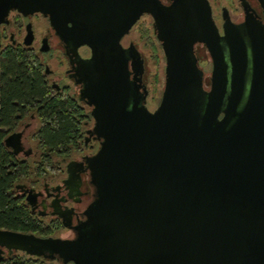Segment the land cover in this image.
Masks as SVG:
<instances>
[{"label": "water", "instance_id": "obj_1", "mask_svg": "<svg viewBox=\"0 0 264 264\" xmlns=\"http://www.w3.org/2000/svg\"><path fill=\"white\" fill-rule=\"evenodd\" d=\"M40 1L32 10H43ZM63 2L80 7L84 27L69 35L92 48L88 90L101 140L88 160L93 198L74 239L0 230V244L50 250L64 264H264V23L247 0L241 24L224 10L223 34L208 0ZM145 13L166 59L155 111L144 59L129 49L131 79L121 44ZM197 41L212 59L208 87Z\"/></svg>", "mask_w": 264, "mask_h": 264}, {"label": "flooded vegetation", "instance_id": "obj_2", "mask_svg": "<svg viewBox=\"0 0 264 264\" xmlns=\"http://www.w3.org/2000/svg\"><path fill=\"white\" fill-rule=\"evenodd\" d=\"M160 1L170 6L174 0ZM208 1L221 34L225 9L234 23L245 21L246 11L242 0H225L227 3L221 6V11L216 10L213 0ZM40 2L38 5L43 10H32L35 7L32 0H4L0 7L6 9L0 22V74L1 62L7 58L6 53L22 57L18 67L26 72V77L17 82L22 88V100L13 101L14 107H8L4 116L0 117L4 156L0 182L6 183L14 178L3 195L0 187V214L21 207L27 218L35 222V230L6 226H0V230L42 239H74L75 227L83 220V213L93 198L88 160L97 153L101 144L94 132L95 105L91 103L92 96L88 90L93 80L88 67L92 48L69 35L71 29H84L79 20L80 7L75 2ZM247 2L257 20L264 23V8L260 1ZM145 18H150L151 24L147 29L154 30L163 51L162 43L157 38L154 18L151 14H143L121 40L127 53L131 79H134L135 73L129 49L133 48L141 54L144 67L145 58L137 44L133 40L127 41V38ZM199 45L207 49L203 42L197 41L195 50ZM144 74L143 84L148 89ZM1 86L0 78V96ZM28 87H35V90H29ZM5 94L10 98L8 91ZM160 102L161 99L153 108L149 105L148 89L147 107L155 111ZM69 126L74 129L69 138L50 147L49 130ZM18 133L20 136L13 138L8 145L7 139ZM58 135H61L60 132ZM5 218L10 220L11 216L7 214ZM0 264H64V260L50 250H44L40 255L31 254L5 243L0 244Z\"/></svg>", "mask_w": 264, "mask_h": 264}, {"label": "trees", "instance_id": "obj_3", "mask_svg": "<svg viewBox=\"0 0 264 264\" xmlns=\"http://www.w3.org/2000/svg\"><path fill=\"white\" fill-rule=\"evenodd\" d=\"M6 59L1 62V96H0V117L4 116V112L8 107H14L15 104H13V101L19 100L21 101L22 98L20 97V91H22V88L17 83L22 77H26V72L21 70L20 67H18V64H20V58L15 54H9L6 53ZM31 77L32 75L29 74ZM29 90H35L34 88L28 87ZM6 91H8V95H11L10 98L6 97ZM10 93V94H9ZM29 97H26L28 99ZM25 99V98H23ZM74 131L71 126L63 129H52L49 130L50 135V147L56 146V142H59L60 140L64 138H69L70 134ZM60 132L61 135H58ZM56 133H58L56 135ZM3 137V132H0V170H4L3 164H4V156L2 155V147L3 143L1 141V138ZM43 137V135H42ZM14 180V178H11V181L9 179L8 182H0V187L2 195L6 189L10 187V184ZM3 204V203H2ZM10 207V206H9ZM5 208V207H2ZM7 212V213H6ZM10 215L11 219L5 218L6 215ZM1 220H0V226H6L11 227L14 229H33L35 230V222L27 218L26 212L21 208L18 207L15 211L6 210L5 212L0 214Z\"/></svg>", "mask_w": 264, "mask_h": 264}, {"label": "rangeland", "instance_id": "obj_4", "mask_svg": "<svg viewBox=\"0 0 264 264\" xmlns=\"http://www.w3.org/2000/svg\"><path fill=\"white\" fill-rule=\"evenodd\" d=\"M216 10L221 11V6L226 4L225 0H213ZM150 18H145L140 22L127 38V41L133 40L143 57L145 58L144 80L149 89V105L155 107L161 97L165 85V64L166 59L161 45L156 39L153 29H147L151 24ZM196 55L200 61V67L206 71L205 84L208 87L210 82V72L212 70V61L207 49L197 46Z\"/></svg>", "mask_w": 264, "mask_h": 264}]
</instances>
